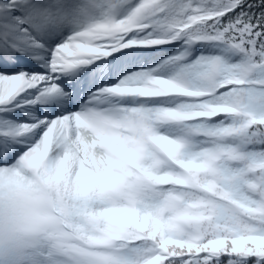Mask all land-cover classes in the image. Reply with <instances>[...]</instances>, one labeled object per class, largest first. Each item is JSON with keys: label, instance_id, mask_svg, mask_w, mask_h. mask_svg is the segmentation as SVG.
Segmentation results:
<instances>
[{"label": "snow or ice", "instance_id": "6c2138e0", "mask_svg": "<svg viewBox=\"0 0 264 264\" xmlns=\"http://www.w3.org/2000/svg\"><path fill=\"white\" fill-rule=\"evenodd\" d=\"M0 264H264V0H0Z\"/></svg>", "mask_w": 264, "mask_h": 264}]
</instances>
